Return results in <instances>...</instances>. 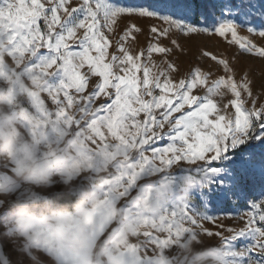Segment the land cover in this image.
<instances>
[{
	"label": "snow or ice",
	"instance_id": "snow-or-ice-1",
	"mask_svg": "<svg viewBox=\"0 0 264 264\" xmlns=\"http://www.w3.org/2000/svg\"><path fill=\"white\" fill-rule=\"evenodd\" d=\"M0 264H264V0H0Z\"/></svg>",
	"mask_w": 264,
	"mask_h": 264
},
{
	"label": "rangeland",
	"instance_id": "rangeland-1",
	"mask_svg": "<svg viewBox=\"0 0 264 264\" xmlns=\"http://www.w3.org/2000/svg\"><path fill=\"white\" fill-rule=\"evenodd\" d=\"M134 3H140L145 5H155L161 9H164L166 6L177 2V0H132ZM187 2L193 3V4H210V3H220V2H227V0H187ZM195 18H199L198 16ZM155 21L150 20H142L139 21V23L142 26H148L151 23H154ZM181 42L186 45V47L189 49V55L187 57L182 58V62L185 66H187V63L190 62L193 57L196 54L197 49L201 47H207L209 50H213L216 52H224L229 50V46L224 43L222 39L219 37H207L204 35L200 36H193L190 39H182ZM230 51H235V49H230ZM222 215V213H221ZM226 223H234V221H225Z\"/></svg>",
	"mask_w": 264,
	"mask_h": 264
}]
</instances>
